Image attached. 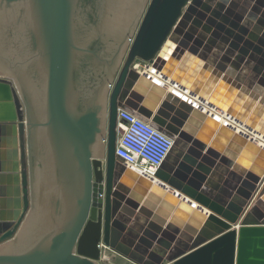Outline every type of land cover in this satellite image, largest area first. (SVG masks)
Segmentation results:
<instances>
[{"label": "water", "instance_id": "95a60500", "mask_svg": "<svg viewBox=\"0 0 264 264\" xmlns=\"http://www.w3.org/2000/svg\"><path fill=\"white\" fill-rule=\"evenodd\" d=\"M120 112L173 141L156 182ZM261 139L264 0H0V264H264Z\"/></svg>", "mask_w": 264, "mask_h": 264}, {"label": "built area", "instance_id": "2783aa9c", "mask_svg": "<svg viewBox=\"0 0 264 264\" xmlns=\"http://www.w3.org/2000/svg\"><path fill=\"white\" fill-rule=\"evenodd\" d=\"M172 147L173 141L148 123L128 113H119L116 153L139 176L156 182L157 173Z\"/></svg>", "mask_w": 264, "mask_h": 264}, {"label": "bare ground", "instance_id": "6f19581e", "mask_svg": "<svg viewBox=\"0 0 264 264\" xmlns=\"http://www.w3.org/2000/svg\"><path fill=\"white\" fill-rule=\"evenodd\" d=\"M136 68H137L138 72L148 73V75H150L151 78L153 80H155L156 83L162 84V85L165 84V82L163 81L162 77L160 75H158L156 72H154L150 67H148V66H137ZM167 87H169L171 91H174L175 94H177L178 96H180L182 99L186 100L187 102H191V104H194V105H197V106L199 105L197 100L191 99L189 97V95L184 94L183 92H181L177 88H172L171 86H167ZM211 112H213V111H210L209 113H211ZM213 115L218 119V121L225 122L224 118H222L218 113H214ZM225 123H227V122H225ZM227 124H228V126H231L232 128L237 129L238 132H240V133L244 132V130L242 129L244 127H241V125H236L235 126L233 123H231V124L227 123ZM254 136H256V137H254ZM254 136H253V138H259L257 135H254ZM261 143L264 146V141L262 139H261Z\"/></svg>", "mask_w": 264, "mask_h": 264}, {"label": "crops", "instance_id": "0c3cea01", "mask_svg": "<svg viewBox=\"0 0 264 264\" xmlns=\"http://www.w3.org/2000/svg\"><path fill=\"white\" fill-rule=\"evenodd\" d=\"M184 226L185 227L187 226L186 221H184ZM111 255L113 256V253H111ZM114 256L116 258V261H114L112 264H133L121 256H118V255H114Z\"/></svg>", "mask_w": 264, "mask_h": 264}, {"label": "rangeland", "instance_id": "374dc122", "mask_svg": "<svg viewBox=\"0 0 264 264\" xmlns=\"http://www.w3.org/2000/svg\"><path fill=\"white\" fill-rule=\"evenodd\" d=\"M112 264V263H111Z\"/></svg>", "mask_w": 264, "mask_h": 264}]
</instances>
